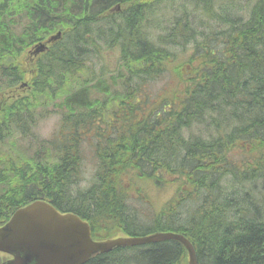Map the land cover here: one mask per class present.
Instances as JSON below:
<instances>
[{
    "label": "trees",
    "instance_id": "trees-1",
    "mask_svg": "<svg viewBox=\"0 0 264 264\" xmlns=\"http://www.w3.org/2000/svg\"><path fill=\"white\" fill-rule=\"evenodd\" d=\"M175 1L0 0V92L30 87L0 98V139L36 112L61 110L52 140L32 156L0 146V225L43 199L86 220L95 238L173 231L191 242L198 264H264V0H180L181 15L150 40L148 14ZM118 4L123 13L112 9ZM196 12L217 19L215 28L198 31ZM56 30L62 39L27 63V49ZM96 37L110 50L120 41L111 77L90 61ZM187 45L186 59L170 57L169 47ZM168 68L176 90L154 93ZM85 148L94 169L81 188ZM139 180L173 186L174 195L147 210ZM131 191L146 207L130 203ZM181 208L190 213L176 221ZM117 262L187 264V252L168 239L116 247L86 264Z\"/></svg>",
    "mask_w": 264,
    "mask_h": 264
},
{
    "label": "water",
    "instance_id": "water-1",
    "mask_svg": "<svg viewBox=\"0 0 264 264\" xmlns=\"http://www.w3.org/2000/svg\"><path fill=\"white\" fill-rule=\"evenodd\" d=\"M39 49L42 44L37 45ZM166 239L180 241L188 252V264H196L192 244L175 232L147 236L93 240L87 222L72 213H59L37 199L16 209L0 226V253L10 256L1 264H84L95 253L116 246H132Z\"/></svg>",
    "mask_w": 264,
    "mask_h": 264
},
{
    "label": "rangeland",
    "instance_id": "rangeland-1",
    "mask_svg": "<svg viewBox=\"0 0 264 264\" xmlns=\"http://www.w3.org/2000/svg\"><path fill=\"white\" fill-rule=\"evenodd\" d=\"M226 1H224L225 3ZM140 4V1L137 3V5ZM160 5L155 6L152 12L148 14L149 20V29H152L153 34L149 32L148 38L150 40H156L157 34L161 33L160 27L162 21L165 22H170V20L173 18V16H180L183 8L181 7V1L177 0L173 4H165L162 2L159 3ZM130 5V4H129ZM128 5V6H129ZM127 6V7H128ZM120 7V5H119ZM193 6L191 4H186V10L187 11H193ZM137 10L140 11V7H137ZM122 11L119 10L117 13H121ZM123 13V12H122ZM197 13V12H196ZM195 13V14H196ZM122 15V14H121ZM125 15V14H124ZM198 17H200V20H203V22H196L198 24V31L203 30L208 32L210 27L213 29L217 25V19L215 18H207L206 15H203L201 13L196 14ZM116 16L111 19V22L109 25L114 24L116 22ZM59 19V18H57ZM62 19V18H61ZM205 22L209 23V26L205 25ZM99 24V23H98ZM168 24V23H167ZM156 25V26H155ZM114 26V25H112ZM94 27V26H92ZM115 28V27H113ZM209 28V29H207ZM93 30V28H91ZM96 42L98 44V49L96 53L91 54V63L94 64V69L95 71H99L101 68L105 69V74L109 75L116 71L117 65H118V58H119V50L122 52V47L119 40L116 41V43L113 45L112 49H107L104 45L103 42L100 38L96 37ZM108 44V41L106 42V45ZM103 45V46H102ZM108 46V45H107ZM169 47V46H167ZM186 48H180V47H169V53L170 57L172 55H178V57L181 60H184L187 58L188 54H192V45H187L185 46ZM111 71V72H110ZM171 71V70H170ZM166 71L165 74H163L157 81H155V87L152 89L154 93L157 91H160V93L164 92V94H169L172 91L176 90L177 88V82L178 80L171 75V72ZM118 78L112 77L111 80H116ZM109 82V80H108ZM170 86V88L165 89L167 86ZM117 90H120L119 86H116ZM181 88V87H178ZM138 93L137 95H140V87L136 90ZM3 93V92H0ZM21 94H25L24 92H21ZM140 110V102H139V108L138 111ZM79 113L78 110H73L72 111V119L76 120V116ZM61 115V110L56 111V112H51L47 113L46 110H44L43 113L41 112H36L33 114V117L35 118V121L32 123L31 126L29 124L27 125V122L23 123L21 127H15V128H10L9 132L6 137H3L0 139V146H10L15 150L17 153L22 154V156L25 157H30L32 156L35 150L39 148V146H46L49 140H52L54 134L56 133L58 126H59V118ZM27 125V126H26ZM28 127L27 130H25ZM194 130V129H193ZM19 131V132H18ZM28 133H32L34 135V140H31L30 137H27ZM205 135V134H203ZM30 136V135H29ZM82 176L80 180L78 181V185L83 188L86 187L87 184L91 180V175L94 169V158L91 152L89 151L88 148H85L83 150V160H82ZM91 176V177H90ZM141 182V183H140ZM138 187L141 188V192L144 193L146 197L149 198L150 202L148 201V207L145 206V204L140 203V191H131L130 192V198L131 199V204H133L137 210H140V206H145L147 210L153 209L157 210L163 203L166 201L170 200L169 197L174 195V188L173 186L171 187L170 185L166 184L162 188L161 186H156L153 182L150 183L148 181H138L137 185ZM251 187V185H250ZM137 190V189H136ZM243 189L239 188V195L243 193ZM227 193H223V197ZM143 194H141L142 198H145ZM233 195H229V197H232ZM179 219L176 221H183L185 218H187L188 214L190 213V210L187 212L185 208H181L179 210ZM224 219H226L224 217ZM131 253V251L125 252L126 257ZM125 257L124 254H120L119 257ZM125 257V258H126ZM124 258L123 261L127 262V260ZM129 262V261H128ZM131 263V262H129ZM117 264H121L117 262Z\"/></svg>",
    "mask_w": 264,
    "mask_h": 264
},
{
    "label": "bare ground",
    "instance_id": "bare-ground-1",
    "mask_svg": "<svg viewBox=\"0 0 264 264\" xmlns=\"http://www.w3.org/2000/svg\"><path fill=\"white\" fill-rule=\"evenodd\" d=\"M261 1V0H260ZM112 9H114L116 12H118L120 10V7H119V4L118 5H115ZM235 17V16H234ZM218 34V33H217ZM51 37L48 38V39H44L41 42L42 46L38 49L40 51L39 53V57L41 58L43 54H45V52L47 51V48L49 45H51L52 43H55L56 41H59L60 39H62L63 37V31L62 30H56L54 32H52L51 34ZM193 48V47H192ZM169 54V53H168ZM208 55V54H207ZM39 57H38V60H39ZM207 57V56H206ZM214 57V56H213ZM37 60V61H38ZM36 61V62H37ZM198 73V72H197ZM32 202V201H30ZM28 202V203H30ZM27 203V204H28ZM16 210V209H15ZM14 210V211H15ZM13 211V212H14Z\"/></svg>",
    "mask_w": 264,
    "mask_h": 264
},
{
    "label": "flooded vegetation",
    "instance_id": "flooded-vegetation-1",
    "mask_svg": "<svg viewBox=\"0 0 264 264\" xmlns=\"http://www.w3.org/2000/svg\"><path fill=\"white\" fill-rule=\"evenodd\" d=\"M28 55H30V57H29V60H30V62H36L37 60H38V57H39V53H28ZM31 126V125H30ZM30 136V139L31 140H34V135L31 133H28Z\"/></svg>",
    "mask_w": 264,
    "mask_h": 264
}]
</instances>
